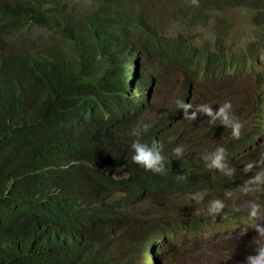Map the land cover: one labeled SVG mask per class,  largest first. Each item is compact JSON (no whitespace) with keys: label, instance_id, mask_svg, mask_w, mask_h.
Segmentation results:
<instances>
[{"label":"trees","instance_id":"1","mask_svg":"<svg viewBox=\"0 0 264 264\" xmlns=\"http://www.w3.org/2000/svg\"><path fill=\"white\" fill-rule=\"evenodd\" d=\"M87 1L83 9L74 0H0L7 50L0 74V264H156L159 241L170 248L179 233L203 236L252 220L233 193L259 172L244 169L264 156L263 146L252 151L263 122L242 129L239 140L231 128L222 135L224 172L207 166L204 156L212 152L183 149L177 156L169 132L184 110L176 102L168 118L143 124L154 81L141 62L153 57L161 68L183 70L178 100L190 104L202 81L224 80L242 60L259 59L264 0ZM246 6L262 37L229 55V25L195 47L197 22ZM165 18L186 35L163 30ZM259 80L264 85V73ZM135 140L157 146L165 174L133 162ZM197 192L205 200L199 205L220 195L223 213L206 220L168 214ZM263 198L256 195L264 206Z\"/></svg>","mask_w":264,"mask_h":264},{"label":"rangeland","instance_id":"2","mask_svg":"<svg viewBox=\"0 0 264 264\" xmlns=\"http://www.w3.org/2000/svg\"><path fill=\"white\" fill-rule=\"evenodd\" d=\"M74 1L83 9L89 4L87 0ZM226 6L227 4H225ZM180 15V10L177 8L170 16L177 19ZM203 19L205 20V18ZM163 22L167 23L166 27ZM252 22L247 6L231 11H221L216 16L213 15L207 23H201L198 26L197 22L192 27L194 29L191 35L195 37V47H203L205 41L213 39L216 33L224 28L227 29V26L231 25L230 35L235 37L226 46L229 49L228 54L231 55L232 52H239L251 38L262 37L260 27L255 26ZM160 25L163 30L170 29L172 32L169 34L173 36H177L176 31L186 35L181 26L176 25L167 18L161 20ZM252 61H248L246 64L242 60L241 64L233 68L224 80L202 81L195 86L189 101L193 105L189 109V115L196 112L197 119H186L182 114L175 124L178 128L175 130L173 128L169 132V141L171 143L175 141V145L196 153L214 152L220 147L222 135H228V128L230 127H225L219 120L214 124L209 123L210 118L198 111V107L204 104L211 106L214 112H218L221 105L230 102L232 112L243 124V129L249 125L260 126L264 121V104L262 103L264 85H261L259 80L260 74L264 73V47L259 50V59ZM141 64L143 70H147L149 74L153 75L152 80L154 81L153 86L146 93L147 97H150V101L141 118L143 124L150 125L157 122L160 117L168 118L171 115L175 103L179 101L178 99L182 95V81H185L186 78L183 70L178 68L171 70V67L170 70L165 67L161 68L159 62L153 57L145 64L143 62ZM217 133L219 136L216 138L214 136ZM198 143L203 148H199ZM253 164L254 168L264 171V156H258ZM112 171L122 177L120 170ZM260 193H264V185L260 187V190L247 194L242 191L234 193L233 203L247 214H250L254 204L259 206L257 217L254 218L250 215L252 221L243 222L237 230L221 233L220 235L206 233L203 236H194L179 233L171 241L173 249L168 252L167 258H161L162 264H177L174 260L175 257L182 259L181 264H245L246 257L255 254L257 240L259 239L258 226L264 228V206L255 199V195ZM219 196H210L209 202ZM183 202L185 204L197 203V205L175 207L169 214L186 217L203 216L205 220L210 217L208 212L209 202L206 205H199V203L205 202L204 199L197 202L187 196Z\"/></svg>","mask_w":264,"mask_h":264},{"label":"clouds","instance_id":"3","mask_svg":"<svg viewBox=\"0 0 264 264\" xmlns=\"http://www.w3.org/2000/svg\"><path fill=\"white\" fill-rule=\"evenodd\" d=\"M6 53H7L6 44L4 45L0 38V74L1 75H5V64L7 61ZM147 100L150 101V97H147ZM177 104L181 109L184 110V117L186 119H192V120L197 119L196 112H193L191 115H189V109H191L193 105L185 104L183 101H177ZM198 111L210 118L209 123L214 124L217 120H219L225 127H230L232 129V136L234 139L239 140L241 138L243 124L240 123L238 118L232 112V104L230 102H225L223 105H221L218 112H214L212 107L207 104L199 106ZM145 127L147 126L145 125ZM173 128L174 126L172 127V129ZM258 133H260L257 135L258 142L257 144L254 143L252 151H256L258 148L262 146L264 147V121L261 127V131H259ZM133 135H136V136L140 135L138 128L133 131ZM131 147L134 152V155L132 156V160L134 163H136L137 165H140L145 170L151 171L153 173L165 174L166 170L164 167V158L161 156L160 151L156 150L157 146L155 144L152 147H149L148 145L141 143L139 140H135L132 143ZM173 151L175 152L177 156H182L184 150L182 147L178 146ZM225 156H226V150L223 147H219L215 150V152H212L210 154H205L204 160L206 162L210 161V163H207L208 167L219 169L221 172H224V170L227 167V165L224 163ZM254 169H255L254 165L252 163H249L246 165L244 171L248 172L252 170L253 172ZM256 169L259 171L258 168ZM234 172H235V168H232L231 172H228L227 174L232 175ZM262 185H264V171L263 170L257 172L254 176L250 177L244 183V185L241 186V190L242 192L247 194L249 192L260 190V187ZM260 194H264V193H260ZM190 197L193 200L200 202L204 198V194L197 192V193H193L192 196ZM255 199H256V195H255ZM263 202H264V198H263ZM169 205H170L169 203H166L165 208L168 207ZM187 205L196 206L197 203L185 204L183 201L180 202L178 200L176 201L175 207H181V206H187ZM224 208H225V204L222 200L214 199L209 202L208 212L211 217L212 216L216 217V216H220L223 213ZM258 210H259V206L254 204L251 208L250 215L254 218L257 217ZM252 220L246 219L243 222H250ZM242 223H239L237 227H226L225 225L222 224L218 230L208 229L206 230L205 234L208 233V234H213V235H220L221 233H229L231 231L237 230L238 226H240ZM257 233H258L259 239L257 240V247H256L255 254L249 255L248 257H246L245 264H264V228H261L258 226ZM171 249H173V247L164 248L163 241H159L157 247L154 250V259H155L156 264H162L161 258H164V257L167 258V254ZM178 259H179V262L182 263V259L181 258H178ZM148 264H154V263L149 261Z\"/></svg>","mask_w":264,"mask_h":264}]
</instances>
